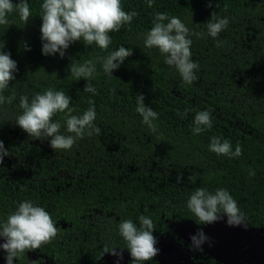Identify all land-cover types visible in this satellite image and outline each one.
Returning <instances> with one entry per match:
<instances>
[{
    "label": "trees",
    "instance_id": "1",
    "mask_svg": "<svg viewBox=\"0 0 264 264\" xmlns=\"http://www.w3.org/2000/svg\"><path fill=\"white\" fill-rule=\"evenodd\" d=\"M43 2L27 0V24L13 11L9 23L0 25L2 51L17 62L15 79L3 93L14 98L0 105V140L9 151L0 163V220L25 200L45 208L55 224L66 227L62 243H53L55 253L70 260L97 253L100 246H126L118 231L126 219L139 225V216L151 218L156 238L166 224H200L187 201L203 187L211 193L228 190L247 217L246 227L264 229V0H153L151 7L148 0H121L123 10L137 16L109 33L108 49L76 41L63 57L42 53ZM157 12L180 18L192 33L199 69L190 85L157 48L145 47ZM213 12L229 20L216 38L206 27ZM120 46L132 55L110 76L103 59ZM88 60L96 67L91 79L96 94L84 91L86 79L70 73L71 63ZM48 89L72 98L73 115L94 105L100 131L86 130L70 150L54 151L51 137L32 139L15 123L23 111L19 97ZM139 94L158 113L155 132L136 111ZM203 110L211 111L212 127L194 134V117ZM54 119L68 134L65 113ZM212 137L227 139L233 151L239 144L242 155L210 151ZM178 173H183L179 182Z\"/></svg>",
    "mask_w": 264,
    "mask_h": 264
},
{
    "label": "clouds",
    "instance_id": "2",
    "mask_svg": "<svg viewBox=\"0 0 264 264\" xmlns=\"http://www.w3.org/2000/svg\"><path fill=\"white\" fill-rule=\"evenodd\" d=\"M153 0H148V6H152ZM42 25L41 40L42 53L44 55H65V50L76 41H83L88 46L95 43L101 49H108L112 43L109 33L119 31L125 24H130L137 13L123 10L121 0H44L41 5ZM18 11L20 19L27 24L31 17V11L27 0L13 4L12 0H0V25L8 24V14ZM167 21V22H166ZM229 25L227 17H217L213 12L211 19L206 23L207 35L216 38ZM189 28L178 17H170L166 13L157 12L153 19V26L147 32L144 44L147 48H157L164 54V63L175 67L182 80L186 84H192L198 79L196 71L199 64L192 59ZM199 36H204L201 32ZM4 43L0 41V105L6 101L11 102L14 97H5L4 91L9 82L15 79L17 62L11 58L10 53L2 51ZM26 50L30 48L25 45ZM132 55V49L120 46L103 59V71L112 76V72L118 69L124 60ZM96 72L93 61L88 60L83 64H70V73L79 80L88 81L84 87L85 92L96 94V88L91 79ZM136 111L142 116V122L155 132L154 121L158 113L145 104L144 95L137 96ZM72 98L63 91L48 89L43 94L36 93L31 98L28 95L19 97V106L22 114L16 117L19 125L32 139L46 140L49 137L50 147L56 150H70L78 139L83 138L86 130L88 135L91 130L99 132L95 126L96 110L94 105L83 112L82 115H73L74 109L70 107ZM58 112L65 113L66 132H61L62 124L54 119ZM184 115V113H179ZM194 134H199L212 127V113L203 110L194 117ZM210 151L217 155L238 157L242 155L239 144L233 151L231 143L219 137H212L209 144ZM9 155L8 149L0 140V163ZM183 173L177 174L178 182ZM187 208L195 215L200 224H209L221 220L227 216L229 226H247V217L238 206L237 201L228 190L220 188L211 193L205 188H197L187 201ZM139 225L131 219L123 220L119 224V235L124 239L126 248L132 257L131 264H144L151 261L159 252L155 246L157 243L153 231L156 223L149 217L139 216ZM58 234V228L50 213L45 208L35 205L30 200L19 203L18 207L0 220V237L4 243L0 244L6 253L7 264H14L27 251L41 248L49 243ZM193 251H202L203 244L210 238L198 230L190 237ZM104 253L122 258V251H117L115 246L109 249L104 247Z\"/></svg>",
    "mask_w": 264,
    "mask_h": 264
},
{
    "label": "flooded vegetation",
    "instance_id": "3",
    "mask_svg": "<svg viewBox=\"0 0 264 264\" xmlns=\"http://www.w3.org/2000/svg\"><path fill=\"white\" fill-rule=\"evenodd\" d=\"M166 225V232H160V236L156 238L157 243L155 245L159 248L160 245L162 246L165 244V246H162L161 250H159L162 255H158V257L155 256L151 261H145L144 264H264V232L257 230V228L252 229L253 226H249L250 228H247L249 229L248 232L245 231V229H239L233 231L228 230L226 233L238 234L236 237L239 239H243V237H247L249 235L250 238L257 240L258 243H254V245L257 246L256 248H258L256 252L253 255L250 254L255 251L254 249V251H251L250 253H244L249 246L248 244H245L234 251L232 253L233 255L228 254V256L221 261L203 250L193 251L191 247L192 243L187 241L184 237L185 235L190 236L198 230L204 229L206 224ZM56 227L58 228V234L54 239L61 244V235L66 227L64 224H56ZM220 232L223 233L225 230L221 229ZM208 237L211 236L208 235ZM54 239H52L49 243L42 245L41 248L27 251L22 254L18 259H14V264H131L132 257L126 246L114 245L118 252L122 251V258L110 253H104L101 257L104 246H100L97 253H80L76 257H72L69 260L68 255L55 253V243H53ZM4 242V238L0 237V244ZM114 246L109 247V249ZM258 251L259 253L256 255ZM6 255L7 253L0 248V264H7Z\"/></svg>",
    "mask_w": 264,
    "mask_h": 264
},
{
    "label": "water",
    "instance_id": "4",
    "mask_svg": "<svg viewBox=\"0 0 264 264\" xmlns=\"http://www.w3.org/2000/svg\"><path fill=\"white\" fill-rule=\"evenodd\" d=\"M226 221H227V217H224L221 220H218L213 223H209L204 229H202L206 235L208 234L209 236H211L209 237L210 241L203 244L202 246L203 251L207 252L208 254L212 255L213 257L221 261H223L225 257L228 256V254L233 255L232 253L237 250L234 248L235 244L233 241L235 240V238H237L236 236L238 234H228L226 232L228 230L233 231V230H239V229H245V231L247 232L249 231V229H247V227H245L244 225L229 226ZM221 229L225 230V232L221 233L220 232ZM259 231L264 232V229H259ZM194 234H191V235H194ZM191 235L190 236L185 235L184 237L187 239V241H190L192 243L190 239ZM237 239H238L239 245L241 246L245 244H248L249 246L254 245V243L252 242V240L254 239L248 236L244 238V240L239 239V238ZM162 246H165V244ZM162 246L160 245L158 249L161 250ZM247 251L248 249L245 250L244 253H246ZM158 255H162V254L159 252L156 255V257H158Z\"/></svg>",
    "mask_w": 264,
    "mask_h": 264
},
{
    "label": "rangeland",
    "instance_id": "5",
    "mask_svg": "<svg viewBox=\"0 0 264 264\" xmlns=\"http://www.w3.org/2000/svg\"><path fill=\"white\" fill-rule=\"evenodd\" d=\"M247 234V233H246ZM248 235V234H247ZM249 236V235H248ZM250 237V236H249ZM238 238V237H237ZM237 238H235V240L233 241L234 242V244H235V246H234V248L235 249H239L240 247H241V245H239V243H238V239ZM244 238H246V237H243V239ZM253 243H258V241L257 240H253L252 241ZM257 246L256 245H251V246H248V251L246 252V253H250L251 251H254V249H255V251L254 252H252V253H250L251 255H253L255 252H256V250L258 249V248H256ZM261 252V251H260ZM258 253H259V251L257 252V254L256 255H258ZM263 262H264V259H263Z\"/></svg>",
    "mask_w": 264,
    "mask_h": 264
}]
</instances>
